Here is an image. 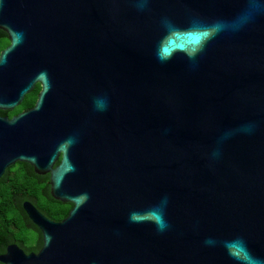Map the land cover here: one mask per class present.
<instances>
[{"label":"water","instance_id":"obj_1","mask_svg":"<svg viewBox=\"0 0 264 264\" xmlns=\"http://www.w3.org/2000/svg\"><path fill=\"white\" fill-rule=\"evenodd\" d=\"M0 38V111L39 84L0 183L68 206L8 195L0 264H264V0H0Z\"/></svg>","mask_w":264,"mask_h":264},{"label":"trees","instance_id":"obj_2","mask_svg":"<svg viewBox=\"0 0 264 264\" xmlns=\"http://www.w3.org/2000/svg\"><path fill=\"white\" fill-rule=\"evenodd\" d=\"M8 45L4 38H0V51ZM38 88L32 89L26 94L20 104L11 111H0V116L10 118L19 112L30 108L34 102ZM45 182L37 184L33 179L23 174L20 165L14 164L5 170V177L0 183V232L11 241L19 244L21 248H32L35 242V234L24 229L16 212L10 205L8 195L31 198L33 206L47 219L54 222L61 220L68 211L67 205H58L45 202L39 195Z\"/></svg>","mask_w":264,"mask_h":264},{"label":"clouds","instance_id":"obj_3","mask_svg":"<svg viewBox=\"0 0 264 264\" xmlns=\"http://www.w3.org/2000/svg\"><path fill=\"white\" fill-rule=\"evenodd\" d=\"M98 106L99 107H104V104H103V102H98ZM133 219H135V216H133ZM158 227H160V228H163L164 227V224H163V221L162 220H159V218H158Z\"/></svg>","mask_w":264,"mask_h":264},{"label":"flooded vegetation","instance_id":"obj_4","mask_svg":"<svg viewBox=\"0 0 264 264\" xmlns=\"http://www.w3.org/2000/svg\"><path fill=\"white\" fill-rule=\"evenodd\" d=\"M36 87L38 88V90H37V92H36V94H35L34 101H35L36 96H37V93H38V91H39V84H38V83H36V84L33 86V89H35ZM33 103H34V102H33ZM32 106H33V104H32ZM32 106H31V107H32ZM31 107H30V108H31ZM28 109H29V108H28ZM4 117H6V116H4Z\"/></svg>","mask_w":264,"mask_h":264}]
</instances>
